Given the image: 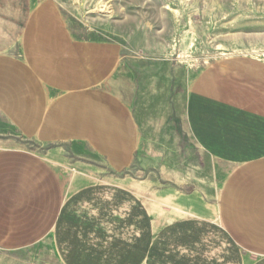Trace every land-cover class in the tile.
<instances>
[{
    "label": "crops",
    "instance_id": "0c3cea01",
    "mask_svg": "<svg viewBox=\"0 0 264 264\" xmlns=\"http://www.w3.org/2000/svg\"><path fill=\"white\" fill-rule=\"evenodd\" d=\"M52 7L0 0V246L50 236L61 264H264V88L205 72L179 119L154 122L153 106L135 111L117 93V47L75 40ZM180 124L215 169H232L208 196L163 187L150 203L140 191L158 188V177L121 174L139 158L147 172L152 151H178ZM55 143L79 146L90 161L61 174L55 153L33 149ZM88 151L111 179L89 176Z\"/></svg>",
    "mask_w": 264,
    "mask_h": 264
},
{
    "label": "rangeland",
    "instance_id": "374dc122",
    "mask_svg": "<svg viewBox=\"0 0 264 264\" xmlns=\"http://www.w3.org/2000/svg\"><path fill=\"white\" fill-rule=\"evenodd\" d=\"M35 1L53 6L62 27L69 30L75 40L117 47L123 65L117 93L135 111H139L142 104L153 106L155 109L148 115L154 117V122L169 114L179 119V115H183L184 97L205 72L232 73L237 79L264 88V0ZM180 125L178 151H152L154 165H150L147 172L141 171L144 161L139 158L131 169L121 174L123 181L127 176L139 181L147 176L158 177L155 184L158 188L140 191L145 197L162 196L159 190L163 187L184 193L201 189L208 196L209 186L221 187L232 169L228 164L217 163L216 170L210 155L199 148L185 132L184 125ZM33 147L44 158L49 152L50 155L55 153L60 162H52L58 172L67 177L79 173L77 162L90 161V157L81 158L80 147L73 143ZM86 153L95 166V173L89 176L106 175V179H111L112 170L103 163L98 165L90 151ZM138 186L144 187L145 183ZM157 199L160 202V196ZM146 200L153 203L148 197ZM158 204L154 203L153 207H159ZM210 252V248H202V254L210 255ZM0 264L61 263L53 255L50 236H46L37 242V247L0 246Z\"/></svg>",
    "mask_w": 264,
    "mask_h": 264
}]
</instances>
